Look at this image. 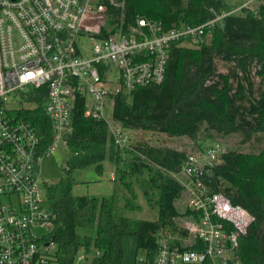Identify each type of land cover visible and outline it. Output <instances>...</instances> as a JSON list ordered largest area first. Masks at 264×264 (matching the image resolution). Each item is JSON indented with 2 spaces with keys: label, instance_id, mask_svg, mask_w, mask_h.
Wrapping results in <instances>:
<instances>
[{
  "label": "trees",
  "instance_id": "trees-1",
  "mask_svg": "<svg viewBox=\"0 0 264 264\" xmlns=\"http://www.w3.org/2000/svg\"><path fill=\"white\" fill-rule=\"evenodd\" d=\"M113 2H106L108 25L126 33L137 28L140 20L166 32L202 25L227 13L223 0ZM242 11L222 18L210 34V43L205 44V39L197 49L175 46L165 80L117 95L112 119L125 131L192 140L202 132L208 139L238 133L244 144L257 146V153H224L205 181L255 218L249 234L241 239L238 255L242 264H264V4L255 11ZM219 62L226 65V74L219 71ZM45 101V90L38 91L29 100L34 107L22 112L41 138L40 153L54 138ZM65 139L69 152L65 177L46 185L56 264H76L81 253L92 255L82 264L123 263V238L129 234L131 220L120 209H140L138 188L149 206L159 209L158 220L142 221L134 233L138 248L153 261L158 252L156 234L162 229L179 232L177 219L190 215L189 210L181 213L177 208L184 191L170 174L181 168L187 154L140 142L125 151L130 158H123L107 122L86 115L83 98L76 101L73 131ZM107 157L116 166L113 198L76 195L74 172L93 166L102 173ZM119 193L124 194L123 208Z\"/></svg>",
  "mask_w": 264,
  "mask_h": 264
},
{
  "label": "built area",
  "instance_id": "built-area-1",
  "mask_svg": "<svg viewBox=\"0 0 264 264\" xmlns=\"http://www.w3.org/2000/svg\"><path fill=\"white\" fill-rule=\"evenodd\" d=\"M107 1L114 3L0 0V264L56 263L53 216L43 207L50 182L42 179L41 163L55 155L61 143L67 147L78 99L85 100L87 116L115 125L116 146L129 147L125 130L107 118L109 103L114 107L117 95L162 83L175 46L200 47L222 18L257 1L264 4L248 0L202 25L166 32L140 20L126 33L109 27ZM41 90L54 132L53 143L43 153L41 138L22 115L34 107L29 100ZM223 154L221 146L212 143L170 173L183 188L190 215L179 224V232L162 229L156 234L153 261L145 253L135 264H242L241 239L255 218L205 181ZM40 229L49 233L40 237ZM88 259L81 253L76 264Z\"/></svg>",
  "mask_w": 264,
  "mask_h": 264
},
{
  "label": "rangeland",
  "instance_id": "rangeland-1",
  "mask_svg": "<svg viewBox=\"0 0 264 264\" xmlns=\"http://www.w3.org/2000/svg\"><path fill=\"white\" fill-rule=\"evenodd\" d=\"M244 0H223L226 7V12L230 13L241 7ZM261 5L259 1L251 3L248 9L250 11H255L258 6ZM235 14H243V11L237 12ZM212 36L208 35L205 44L210 43ZM199 47H196L197 49ZM219 71L226 74L228 69L223 62H219ZM107 118L112 121L113 116V105L112 102L109 103L108 110L106 112ZM110 133L112 134L115 125L113 123H107ZM125 133L130 138V146L126 148H119L123 158H130L125 151L130 150L131 147L137 146L140 142L147 143L152 147L159 149H174L181 152H185L188 155L197 154L203 148L209 146L212 143H217L221 146L223 153L234 151L242 154L257 153V146H252L248 143H243V136L241 134H232L229 136H214V138L208 139L205 132L198 135L196 140H192L188 137L174 136L164 133H151L146 131H125ZM117 148V147H116ZM117 148V149H118ZM68 149L64 143L58 146V150L55 155L47 157L41 163V174L43 181L56 183L65 177L64 166L68 159ZM116 173V166L111 161L109 157L103 162V172L98 173L95 167L91 166L83 170H78L74 172V179L77 182L75 188V194L79 196H92L99 198H113L115 192V184L111 179V175ZM116 179V177H115ZM138 204L141 206L139 210L133 211H120L124 216L131 220L129 234L123 238V246L125 251L124 261L121 264H135L138 257L145 254L142 249L138 248V240L134 233L139 230L142 221H156L159 218L158 207H150L147 199L145 198L142 190L138 188ZM47 196V194H46ZM124 194L119 193V206L124 207ZM45 210H49L48 196L47 201L43 204ZM177 208L181 213L188 210L185 194L182 199L177 202ZM185 216H180L177 219V223L183 225V219ZM168 230V229H165ZM47 229H40L37 232L38 236H44L48 234ZM92 259V255H89L88 261ZM56 264V263H53Z\"/></svg>",
  "mask_w": 264,
  "mask_h": 264
},
{
  "label": "crops",
  "instance_id": "crops-1",
  "mask_svg": "<svg viewBox=\"0 0 264 264\" xmlns=\"http://www.w3.org/2000/svg\"><path fill=\"white\" fill-rule=\"evenodd\" d=\"M246 1H248V0H244L243 3L246 2Z\"/></svg>",
  "mask_w": 264,
  "mask_h": 264
}]
</instances>
